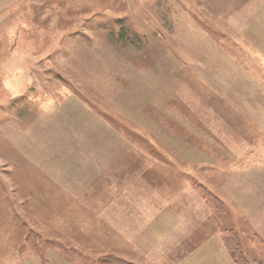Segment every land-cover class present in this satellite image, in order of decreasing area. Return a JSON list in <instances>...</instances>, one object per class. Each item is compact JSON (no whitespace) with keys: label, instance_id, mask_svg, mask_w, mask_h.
Masks as SVG:
<instances>
[{"label":"rangeland","instance_id":"obj_1","mask_svg":"<svg viewBox=\"0 0 264 264\" xmlns=\"http://www.w3.org/2000/svg\"><path fill=\"white\" fill-rule=\"evenodd\" d=\"M242 62L264 80V0H0V264H146L113 250L106 217L120 193L151 200L144 186L181 202L158 198L176 225L148 220L162 247L191 213L175 255L236 264L231 229L264 264V171L250 168L264 159V92L233 91ZM232 110L247 148L216 133Z\"/></svg>","mask_w":264,"mask_h":264},{"label":"crops","instance_id":"obj_2","mask_svg":"<svg viewBox=\"0 0 264 264\" xmlns=\"http://www.w3.org/2000/svg\"><path fill=\"white\" fill-rule=\"evenodd\" d=\"M246 66L244 65V63H240L239 64V69L235 71L236 76H241L244 81L241 82L240 80L236 79V77L234 78V82L232 85L233 91L234 92H238V93H242V94H250V93H262L260 91L264 92V80H261V82H255L254 78L252 77L251 74H249L248 72H246ZM217 93V92H216ZM220 93L222 94V96H224L225 98L228 99V97L223 93V91H220ZM231 107L235 109V111L238 109V107L235 104H231ZM228 108V107H227ZM233 111V110H232ZM237 113H239L237 111ZM233 111V114H231L232 119L231 120H221L219 117L216 118V122L214 121L215 125H217V135L219 136V133H228L230 132L234 138L235 141L237 142V146L243 145L246 146V148L248 146H250L251 144L249 142L254 143V139L252 137H249L248 139L245 138L243 135L245 134H237L234 131L236 130L234 128V124L233 120L235 121L236 118L235 116L239 115ZM237 122V121H236ZM232 124V125H230ZM238 126H239V122H237ZM221 130V132H220ZM225 131V132H224ZM173 133V132H172ZM170 136V134H169ZM172 136V135H171ZM174 139V143L179 146L180 149H185L187 151H189L188 149H192L191 147H187L188 144H181L177 138L172 137L171 139H168L170 142L173 141ZM254 140V141H252ZM248 142V144H244L245 142ZM250 149H252L250 152L246 153L244 152L242 154V156H245V153L247 154L248 157H250L249 161V165L251 164L250 162H254V159L256 160V158H258L259 156L257 155L255 157V155L252 156V152L255 151L253 150V147H249ZM194 150H196L193 147ZM185 151V152H187ZM241 155V154H240ZM252 157V158H251ZM237 158V157H235ZM262 159V157L258 158V165L251 166L250 168L254 169H260L263 168V170H259V171H264V159ZM104 170L107 172L109 169H111V165L106 169L105 166L103 167ZM257 171V170H255ZM233 181H235V179H237L236 177L232 176ZM237 182L235 181V186L238 189H243L245 190V187L243 186V184H239V186L237 187ZM203 185L209 187L210 189H212L210 187V185H206L204 184L205 182H201ZM139 184L141 183H135L132 186H134L132 189V192L129 193H133L134 191H140L141 187ZM259 181L255 180L252 187L253 189L258 187ZM139 185V187L137 186ZM146 187V190H148V196H146L147 198L151 199V200H147L144 201L142 199H145L144 197H139L137 199L132 198V194H122L120 193V196L118 197V200H116L113 203L114 206V211L115 213H112L111 216L107 215L106 217L110 219L111 221V226L113 225V231H117L118 233V243H112L111 242V246H113V250H118L121 256L127 257L128 258H137V256H141L142 258H144L146 260V264H156L159 261V264H167L169 261H173L172 264H190V260H193L194 255L192 256V258L190 259V255H185L182 253H178L177 255H175V253L179 252L177 249H181V247H179L180 244H182L183 242H185L184 240L186 239V237L183 238V236H186V232L184 231L185 228V221H189L192 218V214L189 212L188 215L183 214V219H181V222L183 221V227H182V233L181 232H173L172 233V237L173 240L166 245L165 247L161 246L162 242H166V238H167V232H163V235L158 236L159 232L158 229L156 227H154L153 225H151L149 223L148 220H150L151 222L155 219H159L158 220L159 224L161 227H163L164 230V226H166V222L165 220H167V225L171 222L172 225H176L177 224V216H176V210L174 211V207L170 202V199L165 200L164 202L161 200L158 203V198H166V197H173L170 195L168 196H162L161 194H155V192L151 191V187L149 186H144ZM150 188V189H149ZM249 188V187H248ZM237 189V190H238ZM214 192H216L214 189H212ZM234 192L232 191V194ZM218 194V193H217ZM216 194V195H217ZM124 195L126 197H124ZM160 196V197H159ZM254 197L256 196V193L254 195ZM142 198V199H140ZM222 199V198H221ZM173 201L174 204H179L181 203L180 201H175V198L173 197V199H171ZM204 200V199H203ZM205 204L207 205L206 201L204 200ZM112 205V203H111ZM182 205L184 207L187 208L186 205V201L182 203ZM151 206L153 208H151ZM179 206V205H178ZM165 207H170L173 209V211L171 212H167V215H164L165 212ZM128 210V213H127ZM149 210H152L151 212H149ZM155 210V211H154ZM124 211L126 212V220L123 219L124 217ZM215 214H218L216 211L212 210ZM121 213V215H120ZM110 216V217H109ZM188 219H185L187 218ZM132 226V229H130ZM151 227V229H150ZM126 228H128L126 230ZM258 230V229H257ZM154 233H157V236L154 235ZM260 236H264L263 233V229L260 230V232H257ZM189 237H191L192 232H189ZM108 239V237H107ZM108 246V243L107 245ZM118 247V249H117ZM218 245L215 246L214 248L217 249ZM177 248V249H176ZM213 248V250H214ZM112 250V249H111ZM175 255V256H174ZM159 257V258H158ZM199 260L200 261H204L205 259H207L202 253L199 256ZM216 261H218V258H215ZM177 261V262H175ZM194 261V260H193ZM141 264V263H139ZM145 264V263H144ZM193 264H208L206 262L202 263V262H195ZM218 264V263H216ZM223 264V263H221Z\"/></svg>","mask_w":264,"mask_h":264},{"label":"trees","instance_id":"obj_3","mask_svg":"<svg viewBox=\"0 0 264 264\" xmlns=\"http://www.w3.org/2000/svg\"><path fill=\"white\" fill-rule=\"evenodd\" d=\"M202 193L204 195L205 201H207V204L216 212H221V210L224 208L223 201L211 193L206 187L201 186ZM223 235L225 237V242L228 246V249L230 250L232 254V258L236 264H251L247 258L245 253L243 252V246L241 244V241L238 237V234L231 229H224ZM237 239V240H236ZM254 241L257 243L259 248L264 251V241L261 239L258 235H254Z\"/></svg>","mask_w":264,"mask_h":264}]
</instances>
